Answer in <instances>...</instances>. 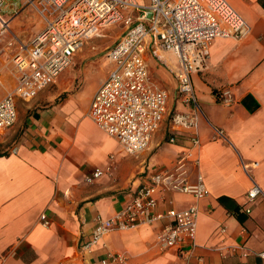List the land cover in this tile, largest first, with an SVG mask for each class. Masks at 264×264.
<instances>
[{
	"label": "crops",
	"instance_id": "1",
	"mask_svg": "<svg viewBox=\"0 0 264 264\" xmlns=\"http://www.w3.org/2000/svg\"><path fill=\"white\" fill-rule=\"evenodd\" d=\"M1 1L8 29L0 30V101L16 86L14 57L46 26L36 16L26 23L22 0ZM225 1L248 33L212 42L208 60L192 75L195 105L177 96L173 55L158 50L162 62L147 47L149 79L167 92L168 103L149 148L138 156L122 154L88 116L95 91L113 69L109 57V70L99 73L97 88L86 99L56 103L57 95L44 93L50 86L16 103V123L0 134V264H102L114 254L123 255L125 264H264L259 257L264 252V198L251 205L246 198L253 185L264 192V0ZM117 24L124 34L126 27ZM225 91L233 98L229 106L221 102ZM175 115L193 117L195 127L174 125ZM192 135L198 144L179 171L191 184L200 174L207 196L196 201L171 191L156 194L161 213L197 207L196 238L187 254L180 252L185 246L160 249L166 221L112 230L85 250L96 219L113 218L149 176L172 171ZM109 165L114 169L110 176L85 181Z\"/></svg>",
	"mask_w": 264,
	"mask_h": 264
},
{
	"label": "built area",
	"instance_id": "2",
	"mask_svg": "<svg viewBox=\"0 0 264 264\" xmlns=\"http://www.w3.org/2000/svg\"><path fill=\"white\" fill-rule=\"evenodd\" d=\"M41 0V16L45 29L14 57L16 86L0 101V134L16 123L18 101L28 102L55 84L61 73L71 64L76 52L94 38L101 37L108 26L121 23L126 32L110 49L108 57L113 69L97 88L89 105L88 116L94 125L113 138L126 156L145 152L167 114L168 94L149 79L146 61L147 47L153 57L161 50L173 55L175 66L171 72L176 81L177 96L195 105L192 75L209 58L215 39H239L248 33V26L225 0ZM2 1L0 0V8ZM133 14H136L134 17ZM8 21L0 15V30L7 31ZM163 62L162 59L159 58ZM224 105L233 103L229 91L221 94ZM176 126L195 127L193 117L172 118ZM190 147L184 150L172 171L149 176L138 186L133 199L113 218L96 219V228L83 248L87 251L112 230H129L139 225L165 222L158 237L160 249L194 246L198 210L191 206L178 212L173 208L165 213L157 211L156 194L176 192L196 201L207 196L203 177L189 183L179 170L193 157L198 141L192 135ZM112 160V157H111ZM113 166L95 169L85 178L93 183L110 176ZM251 205L264 198V192L253 185L246 194ZM250 214V208L242 209ZM45 227L50 223L40 216ZM182 255L188 250L182 249ZM264 260V252L259 254ZM125 264L120 254L109 255L102 264Z\"/></svg>",
	"mask_w": 264,
	"mask_h": 264
},
{
	"label": "rangeland",
	"instance_id": "3",
	"mask_svg": "<svg viewBox=\"0 0 264 264\" xmlns=\"http://www.w3.org/2000/svg\"><path fill=\"white\" fill-rule=\"evenodd\" d=\"M22 6V11L27 9L26 23L28 22L29 24V21L36 16L40 21V24H38L41 27L46 25L40 13L41 0H22ZM32 23L35 25L34 22ZM26 30L22 26V33ZM124 30L122 25H112L104 30L101 37L85 43L75 53L71 64L61 73L57 85L51 86L44 93L51 96L57 95L56 103L86 99L97 88L96 86L93 89V86L99 80V73L104 71L106 74L109 70L110 61L107 55L113 45L123 35ZM79 105L80 111H83L84 103L82 102Z\"/></svg>",
	"mask_w": 264,
	"mask_h": 264
}]
</instances>
